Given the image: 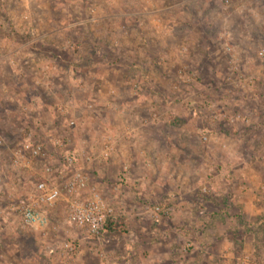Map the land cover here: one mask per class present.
Segmentation results:
<instances>
[{"label": "rangeland", "instance_id": "1", "mask_svg": "<svg viewBox=\"0 0 264 264\" xmlns=\"http://www.w3.org/2000/svg\"><path fill=\"white\" fill-rule=\"evenodd\" d=\"M154 125L170 140L134 150ZM28 133L54 167L67 149L96 157L115 234L69 225L63 203L57 231L19 227L7 194L43 167L10 166ZM0 140V264H264V0H0Z\"/></svg>", "mask_w": 264, "mask_h": 264}, {"label": "built area", "instance_id": "2", "mask_svg": "<svg viewBox=\"0 0 264 264\" xmlns=\"http://www.w3.org/2000/svg\"><path fill=\"white\" fill-rule=\"evenodd\" d=\"M225 41L226 50L232 51L228 44L229 37H226ZM240 118L238 115L236 120ZM70 125L73 126L74 123L71 122ZM2 143L0 140V145ZM52 144L62 149L65 143L56 140ZM113 150L109 140L97 157L107 160ZM51 157L48 149L37 141L32 133L26 134L23 141L11 151L10 166L15 171H34L38 162L43 160V167L39 172L33 173L35 180L31 181L24 194L17 197L15 190L7 194L9 201H12V209L17 215L19 227L22 230L36 231L43 236L49 235L51 229L57 231L58 227L52 226L45 213V207L65 203L66 222L85 230L88 236L100 239L105 226L116 218V214L90 179L88 167L96 157L84 149H67L56 167L51 164ZM126 170L125 167L120 182L126 178ZM160 211L159 206L151 209L155 218H158ZM61 248L70 256L75 255L76 249L70 243L63 244Z\"/></svg>", "mask_w": 264, "mask_h": 264}, {"label": "crops", "instance_id": "3", "mask_svg": "<svg viewBox=\"0 0 264 264\" xmlns=\"http://www.w3.org/2000/svg\"><path fill=\"white\" fill-rule=\"evenodd\" d=\"M149 103V102H148ZM134 109L135 108H139L140 106L142 107V105H140V104H144L143 102H141L140 100H138L137 102L135 101L134 102ZM149 105H150V103H149ZM165 105V104H164ZM165 106H167V108L169 107V105H168V103H166V105ZM167 124V122H158V124L157 125H160L159 127H161V126H163V125H166ZM157 125H154V127H156V131L158 130V128H157ZM154 132V134H152L151 133V135H149V133H147V134H145V135H143L142 136V134L140 133V132H137V133H135V135H131L130 137H128V140H131L132 141V144L134 145V150L135 149H138V145L140 144L141 146H142V143L143 142H146V143H148V142H150V144L151 145H154L155 144V142L157 141V139L160 137L162 140H170L169 138H171V135H169V133L167 132V131H164V132ZM155 141V142H152V141ZM153 143V144H152ZM163 143H164V145H165V141H163ZM167 147V146H166ZM150 151H151V149H150ZM118 157H119V155H118ZM132 163L134 164V161H132ZM106 164V163H105ZM110 164H112V163H108V165L106 164L105 165V167L104 168H106V170H100V172L102 173V174H104V176H106V175H108L109 174V171L112 169V167L114 166L113 164L112 165H110ZM157 170H158V172L159 171H161V170H165L164 169V167H162V169H159V168H157ZM88 171H89V168H88ZM108 171V172H107ZM163 171H161V172H163ZM161 175V174H160ZM132 179H134V177H132ZM139 180V181H138ZM141 180V181H140ZM142 181H144V179L143 178H140V177H137L136 178V182L138 183V184H141L142 183ZM158 182V179H155L154 180V182H153V184H156ZM51 208H53V207H51ZM66 216H67V214H66ZM67 218V217H66ZM67 223V222H66ZM0 231L1 232H3V233H0V234H2V238L3 239H5V238H9V236H7L6 235V233L7 232H5L6 231V228H1L0 229ZM6 235V236H5ZM12 236V235H11ZM2 239V240H3ZM11 248V247H10ZM49 252H54L55 251V249H53L52 248V251H51V248H49ZM12 251V250H11ZM52 252V253H53ZM14 260H16V259H14ZM13 260V262H9V263H5V262H2L1 264H23V262L24 261H22L21 259H18V261L16 260V261H14Z\"/></svg>", "mask_w": 264, "mask_h": 264}, {"label": "trees", "instance_id": "4", "mask_svg": "<svg viewBox=\"0 0 264 264\" xmlns=\"http://www.w3.org/2000/svg\"><path fill=\"white\" fill-rule=\"evenodd\" d=\"M86 41H87V40H86ZM88 42H89V41H88ZM41 162H42V163H41ZM41 164H43V160H41V161L38 162V165H41ZM63 205H65V206L67 207L66 204L63 203ZM50 209H52V208H51V207H45V213H46V215L48 216L49 220L52 221V220H51V216H50ZM65 220H66V219H65ZM118 230H119V229H118V227H117V224H115V223L113 222V220H110V221L107 223V225L105 226V230H104L102 236L105 235V234H115Z\"/></svg>", "mask_w": 264, "mask_h": 264}]
</instances>
